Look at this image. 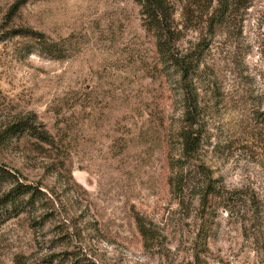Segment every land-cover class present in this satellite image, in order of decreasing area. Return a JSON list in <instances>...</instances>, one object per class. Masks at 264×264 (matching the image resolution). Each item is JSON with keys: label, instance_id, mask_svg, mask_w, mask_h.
<instances>
[{"label": "rangeland", "instance_id": "rangeland-1", "mask_svg": "<svg viewBox=\"0 0 264 264\" xmlns=\"http://www.w3.org/2000/svg\"><path fill=\"white\" fill-rule=\"evenodd\" d=\"M210 1L170 0L179 51L208 45L181 175L180 77L135 0H0V264H264V0L214 37Z\"/></svg>", "mask_w": 264, "mask_h": 264}, {"label": "trees", "instance_id": "trees-1", "mask_svg": "<svg viewBox=\"0 0 264 264\" xmlns=\"http://www.w3.org/2000/svg\"><path fill=\"white\" fill-rule=\"evenodd\" d=\"M201 2V0H199ZM215 0L210 1V4ZM217 6L213 10L211 18L207 21L205 34L208 37H214L217 30L222 27L229 19L235 9H249L254 0H216ZM141 6L142 14L146 28L154 33L156 38L157 50L164 59V62L175 71L180 77L179 84L183 98V127L180 129L179 138L181 140L182 155L176 161L179 173H184L186 164L197 160L201 145L203 142V133L201 126L202 106L200 97V88L198 87L199 79L204 75L205 51L208 45L202 49L199 44L192 52H180L177 46L179 32L174 25L175 9L170 0H135ZM199 3V2H198ZM14 36H32L35 38L42 37L36 32L30 30H17ZM33 130V126L28 122H19L9 131V139L14 138L19 133ZM39 139L47 141L46 136L35 130ZM7 137V138H8ZM5 141V140H4ZM189 165V164H188ZM209 171V170H208ZM201 175L204 176V183L207 184L206 190L210 193H219L209 172L203 169ZM4 177V176H2ZM177 175V179H179ZM6 181L11 180V174H8ZM181 180V179H180ZM183 184V180L179 185ZM24 195H31L30 200L35 199L32 189L28 186H15L6 196V203L16 204V200ZM205 197V196H204ZM29 206L34 205L32 201L27 203ZM139 229L143 236H146L144 225L138 221Z\"/></svg>", "mask_w": 264, "mask_h": 264}]
</instances>
